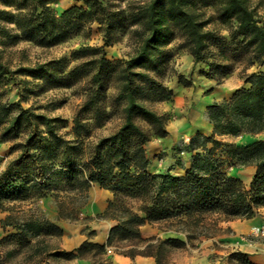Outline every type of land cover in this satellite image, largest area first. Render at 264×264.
<instances>
[{
  "label": "trees",
  "instance_id": "1",
  "mask_svg": "<svg viewBox=\"0 0 264 264\" xmlns=\"http://www.w3.org/2000/svg\"><path fill=\"white\" fill-rule=\"evenodd\" d=\"M54 1L58 0H0L12 8L0 9V20L12 23L17 30L11 34L12 40L53 45L90 29L94 21L105 34L115 22L127 21L136 25L132 34L137 46L125 59H109L102 45H80L70 55L85 59L71 66L63 57L13 69L0 59V82L14 73L41 79L50 86H71L85 79V98L72 117L70 137L59 132L66 119L0 99V140L19 139L10 146L17 153L0 169V208L8 210L5 203L9 201L58 197L65 191L68 196L56 203L57 217L71 219L79 214L89 187L96 183L112 192L105 210L98 215L117 222L109 228L104 243L84 240L72 250L48 249L46 237L62 234L56 221L33 208L21 214L8 212L0 226L12 230L1 236V244H14V251L31 248V256L102 255L115 242L143 240L139 226L144 223L183 231L190 240L191 231L207 214H218L225 220L245 219L264 205V138L253 137L238 144L226 140L264 131V17L258 11L264 0H144L127 13L103 0H81L82 4L57 12L50 6ZM206 6L227 28V38L207 27L210 22L202 10ZM0 30L6 32L4 26ZM176 37L181 38L178 49L187 50L194 63L204 64L200 73L211 78L219 74L216 81L231 73L228 60L245 59L263 65L257 72L246 73L244 85L229 97L205 107L211 131H197L187 144L177 148L189 152L187 164H176L183 169L179 175L152 171L146 147L152 136L162 138L168 132L165 116L146 101L172 98L173 90L155 76L165 73L173 56L167 45ZM208 45L224 54V62L208 60ZM177 78L182 85H191L189 78L181 74ZM110 82L117 89L106 104ZM116 106L120 107L121 124L89 140L92 127L102 126ZM229 166H252L250 181L245 184L229 173ZM129 200L139 204L134 206ZM184 244L178 237L157 238L147 243L146 251L154 253L156 264H161L165 245ZM122 252L133 256L136 250L131 247ZM231 255L253 264L241 252ZM42 264L49 262L43 260ZM96 264L113 262L106 257Z\"/></svg>",
  "mask_w": 264,
  "mask_h": 264
},
{
  "label": "rangeland",
  "instance_id": "2",
  "mask_svg": "<svg viewBox=\"0 0 264 264\" xmlns=\"http://www.w3.org/2000/svg\"><path fill=\"white\" fill-rule=\"evenodd\" d=\"M143 1L144 0H103V2H109V4H112L114 9H120L124 13L132 11L137 3L139 4ZM82 2L83 1L81 0H58L51 2L50 6L55 11L59 12L60 10L72 4L79 5L82 4ZM261 4L262 5L258 8V11L264 17V2ZM0 9L12 8L0 3ZM202 10H204V18H208L210 22L207 24V27L212 28L217 34L227 38V28L222 22L216 19L215 13L212 11V9L206 6ZM1 26L5 27L6 32L0 30V59L2 62L13 69L18 65H35L37 63L43 64L46 62H50L51 60H60L63 57L65 59L64 61H66V63H63L67 64V66H71L85 59L84 57L72 58L70 55L71 51L74 48L79 47L80 45H102L105 56L109 59H116L118 57L120 59H125L128 55H131V53H133L137 46L136 37L132 34V29L136 25H129L127 24V21L115 22L113 27L110 28L106 32V34L104 33L102 26H100L98 22L94 21L90 25V29L86 28L72 35L68 39L53 45H41L25 39L12 40V38L10 37L11 34H15L17 32L14 25L12 23H7L3 20H0V28ZM180 42L181 38L176 37L167 45L168 48L173 50V56L169 61L166 70L164 71L165 73L157 76H155L153 73L152 74L165 86L169 88L171 87L172 90L175 83L181 84L177 78L178 74L183 75L185 78H189L191 80V85L186 87L188 91H186L185 103L182 106H177L174 103L173 98L163 101H146V104L148 106H151L152 109L165 116L167 124L165 126L166 128L168 127V125L180 126L185 123L187 119V113L190 111L193 105V95L196 91L195 88H193L192 90L190 89L192 87L191 73L195 71V68L198 65H196V67H193L190 54L187 50H185L184 48H177ZM206 55L209 58L208 60L224 62V58L222 59V56L224 54L221 56V53L213 45H208L206 49ZM226 62L232 65V71L229 75L233 77H239L240 79L243 78L246 73L252 71L257 72L258 70L263 68V65H260L258 63L250 64L245 59L228 60ZM182 70H189V72L181 73ZM217 78H219V74L214 75V79L216 80ZM84 80L85 79L71 86H50L42 82L41 79L33 78L29 75L14 73L12 76H7L6 79L0 82V99L7 102H18L22 107H31L34 111L44 113L48 116H59L66 119L65 124L60 127L59 132L65 134L66 137H70L69 131L71 127L72 117L85 98V89L83 82ZM108 88L109 89L106 90V104L110 103L111 98L115 94V89H117L114 82H110ZM119 108V106H116L114 108L113 113L102 126L92 127L91 133L88 137L89 140H95L99 136L108 134L116 129L119 124H121V114ZM204 111L205 109H203V112L197 116L196 126L188 129L185 128L183 132L178 133L171 139H168L169 142L165 144L164 148L156 149L155 151L150 152V149L148 148L150 142H159L164 139L158 136H152L150 142L146 144L147 152L151 159L150 162L158 167L161 165L162 161L167 160L169 162L168 166L172 165L173 167L177 164V162L187 161L189 158V152L179 151L177 150V148H182L184 144H187L190 137L195 132H205V126L208 120L205 117ZM140 124L144 126L143 123ZM253 137L264 138V131L252 137L240 134L234 138H226V140L233 141L238 144L247 142L253 139ZM18 140L19 139H12L7 141L0 140V169L3 168L7 160L12 158L17 153V150H13L12 152V150H10V146L12 145V143ZM150 169L154 171L152 167H150ZM227 170L229 173L236 175V177L239 176L245 184L250 181L253 173L252 166H244L240 168L229 166ZM58 194V197H35L25 200H14L6 202L5 206L9 211L0 208V220L8 212L21 214L22 212H28L29 209L33 208L38 210V212L45 214L50 219L59 221L62 218L57 217L58 207L56 206V203L58 198H66L68 196V193H66L65 191H61ZM129 202L134 206H137L139 204L137 200H129ZM84 205L81 207V211H79V214L76 217L63 220H67L70 222L80 220V212L83 211ZM255 213L264 218V205L259 207L255 211ZM96 217L99 218L101 216L97 214ZM227 221L228 220L223 219L218 214L205 215L199 227L194 231H191L193 237L188 240L190 241L189 243L195 246L203 237L214 238L213 247L222 249L223 255L224 248L227 249L228 253H226V255L229 256V252H231L229 251V249L231 247H224V236L230 234L233 230L228 225H226ZM260 228L261 226L254 228L251 232L247 233V235H244L242 240L251 243L254 241L264 243V233L260 231ZM161 229L166 231H174L173 229H165L163 227H161ZM11 230L12 229L9 226L5 228H2L0 226V238ZM139 242L140 241L138 240L125 241L118 244V247L120 251H127L129 249L127 245H137ZM151 242H156V239L152 238ZM60 243V236L46 237V244L48 249L59 247ZM110 247L112 248L113 245ZM14 248L15 245L10 242L2 244L0 243V264H42L43 260H47L49 264H60L59 261L62 258L52 255L44 257L43 254L31 256V248H24L20 251H14ZM8 251H12V253L9 255L7 254ZM170 251H172V247L165 245L163 249V255L161 256V264H168L171 261L173 256ZM85 255H90L95 260V263H98L103 258H105L104 254L92 255L88 253ZM227 264L245 263L243 259L240 258V256L237 257L235 255H230Z\"/></svg>",
  "mask_w": 264,
  "mask_h": 264
},
{
  "label": "crops",
  "instance_id": "3",
  "mask_svg": "<svg viewBox=\"0 0 264 264\" xmlns=\"http://www.w3.org/2000/svg\"><path fill=\"white\" fill-rule=\"evenodd\" d=\"M191 57V63L195 68L192 75V87L196 89L193 95V105L187 113V119L184 124L180 126L168 125L166 128L167 136L162 137L163 140L159 142H150L148 148L151 151L164 148L165 144L169 142L168 139L176 136L188 128L196 126V119L199 114L203 112L205 107L215 101L229 97L231 93L238 87L244 85L243 79L228 75L216 81L214 78L207 77L205 74L200 73V69L204 66L202 62L194 63ZM201 65V66H200ZM189 72L181 71V73ZM190 86V85H189ZM188 86L175 83L173 87V101L177 106H182L185 103L186 91ZM171 88V87H170ZM172 89V88H171ZM190 90V92H191ZM189 97V96H188ZM211 124L207 121L204 133H210ZM147 147V146H146ZM168 161H162L160 166L150 163V167L154 171H169L174 175H179L183 169L177 165L168 166ZM187 164V161H185ZM88 201L84 205L83 211L80 215V220L67 221L60 219L56 221L61 228L62 234L60 235V249L72 250L77 248L84 240L91 242L104 243L108 236L109 228L112 227L117 221L109 217H96L101 213L107 205V200L112 198V192L108 189L100 187L98 184L93 183L88 189ZM264 218L256 213L251 217L245 219H232L226 222L233 231L224 236V247L230 248L229 254L232 252H241L245 254L248 261L253 264H264V243L254 241L245 242L242 240L244 235L251 232L254 228L262 226ZM140 235L143 240L136 244L127 245L128 248L133 247L136 252L133 256L119 251L118 244L125 242H115L111 252L104 253V257H108L113 264H156L154 253L146 251V245L151 240L147 238H165V237H178L185 244L181 247H172V259L168 264H227L229 256L226 255L228 250L224 248V255L222 249L213 247L214 238L203 237L198 244L193 246L190 244L185 234L182 232H175L172 230H162L156 225L144 223L139 226ZM92 231V232H89ZM117 247L119 250L114 249ZM233 250V251H232ZM60 264H96L95 260L90 255L76 256L73 258H61Z\"/></svg>",
  "mask_w": 264,
  "mask_h": 264
},
{
  "label": "built area",
  "instance_id": "4",
  "mask_svg": "<svg viewBox=\"0 0 264 264\" xmlns=\"http://www.w3.org/2000/svg\"><path fill=\"white\" fill-rule=\"evenodd\" d=\"M260 231H261L262 233H264V225L261 226ZM111 251H112V248H111L110 246H107V247H106V252H111Z\"/></svg>",
  "mask_w": 264,
  "mask_h": 264
}]
</instances>
